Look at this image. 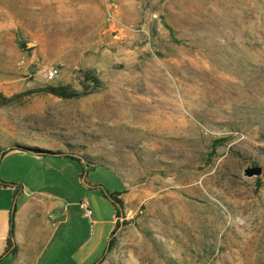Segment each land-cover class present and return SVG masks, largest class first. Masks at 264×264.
<instances>
[{
    "label": "rangeland",
    "instance_id": "obj_1",
    "mask_svg": "<svg viewBox=\"0 0 264 264\" xmlns=\"http://www.w3.org/2000/svg\"><path fill=\"white\" fill-rule=\"evenodd\" d=\"M18 145L124 189L96 264H264V0H0V149ZM57 156L56 191L89 198Z\"/></svg>",
    "mask_w": 264,
    "mask_h": 264
},
{
    "label": "crops",
    "instance_id": "obj_2",
    "mask_svg": "<svg viewBox=\"0 0 264 264\" xmlns=\"http://www.w3.org/2000/svg\"><path fill=\"white\" fill-rule=\"evenodd\" d=\"M0 154L2 162L8 159V181L0 178V264L98 263L122 216L117 215L116 206L106 194L121 192L117 197L124 202V189L108 190L98 182H87V174L76 172L80 162L61 154H46L71 160L67 164L75 170L73 179L89 190L92 216L87 218L78 205L82 199L72 201L56 191L58 174L47 171L55 158H44L45 154L17 146L7 151L0 149ZM29 157L37 167H24L22 174L14 177L17 163L31 161ZM12 215L13 243L8 246Z\"/></svg>",
    "mask_w": 264,
    "mask_h": 264
},
{
    "label": "trees",
    "instance_id": "obj_3",
    "mask_svg": "<svg viewBox=\"0 0 264 264\" xmlns=\"http://www.w3.org/2000/svg\"><path fill=\"white\" fill-rule=\"evenodd\" d=\"M45 90L52 93V94H55L57 96L64 97V98L74 97V96H78L80 94L85 93V92H76L74 90L69 89L67 86H64V85H62V86H51L50 85V86H47L45 88ZM18 146H21L22 149H25L27 151H30V152L36 153V154H46L48 152L51 153L50 150H45V149L37 148V147H33V146H25V145H18ZM10 149H12V148H10ZM61 155L75 159L78 162H81V160H82L81 156L71 154V153H62ZM120 193L121 192H112V193L106 194L113 201L114 205L116 206V212H117L118 216L122 215V213H123V200L117 197V195ZM119 224H120V222L117 221L114 230L116 229V227H118ZM13 235H14V224H13V215H12L10 218L8 246L13 243L12 242ZM109 245H110V241L108 242L107 248L109 247Z\"/></svg>",
    "mask_w": 264,
    "mask_h": 264
},
{
    "label": "built area",
    "instance_id": "obj_4",
    "mask_svg": "<svg viewBox=\"0 0 264 264\" xmlns=\"http://www.w3.org/2000/svg\"><path fill=\"white\" fill-rule=\"evenodd\" d=\"M25 62V59L22 57L18 60V65L22 66ZM59 73V69L57 67H50L46 72V78L47 79H53L56 77ZM80 209L82 210V213L85 217L91 218L92 216V209L90 207L89 201L87 198H83L78 203Z\"/></svg>",
    "mask_w": 264,
    "mask_h": 264
},
{
    "label": "water",
    "instance_id": "obj_5",
    "mask_svg": "<svg viewBox=\"0 0 264 264\" xmlns=\"http://www.w3.org/2000/svg\"><path fill=\"white\" fill-rule=\"evenodd\" d=\"M18 148H22V147L18 146ZM261 170L262 168L260 166H248L244 169V174L247 176L258 175L261 173Z\"/></svg>",
    "mask_w": 264,
    "mask_h": 264
}]
</instances>
